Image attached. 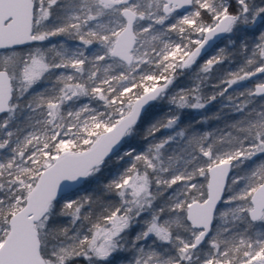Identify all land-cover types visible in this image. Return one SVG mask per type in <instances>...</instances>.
Wrapping results in <instances>:
<instances>
[{
  "label": "snow or ice",
  "instance_id": "6c2138e0",
  "mask_svg": "<svg viewBox=\"0 0 264 264\" xmlns=\"http://www.w3.org/2000/svg\"><path fill=\"white\" fill-rule=\"evenodd\" d=\"M0 264H264V0H0Z\"/></svg>",
  "mask_w": 264,
  "mask_h": 264
},
{
  "label": "trees",
  "instance_id": "16d2710c",
  "mask_svg": "<svg viewBox=\"0 0 264 264\" xmlns=\"http://www.w3.org/2000/svg\"><path fill=\"white\" fill-rule=\"evenodd\" d=\"M61 37H56L53 38V41H61ZM221 47L224 45L221 44ZM207 57H204L206 59ZM236 62H232L231 64L226 63L224 65V68H229V67H235ZM260 77H253L251 81H246L244 84H246L248 87H253L254 83L253 82H258ZM184 84H187L188 81L184 80ZM235 93L238 94L239 91H243L244 88L242 86H234ZM206 91H211V88L206 89ZM229 93H233V89L229 90ZM205 114L207 117H209L207 120L204 119ZM216 115H219L221 119L217 120L214 117ZM183 119L185 120L186 123L191 122L195 127H197L198 130L201 131H219L223 128H226L228 124L233 122V114L231 112V109L226 106V104L220 100L215 102L212 106H210L207 110H205V113L201 112H188L186 111L184 114ZM197 120H204L203 124H196Z\"/></svg>",
  "mask_w": 264,
  "mask_h": 264
},
{
  "label": "rangeland",
  "instance_id": "374dc122",
  "mask_svg": "<svg viewBox=\"0 0 264 264\" xmlns=\"http://www.w3.org/2000/svg\"><path fill=\"white\" fill-rule=\"evenodd\" d=\"M218 50V49H217Z\"/></svg>",
  "mask_w": 264,
  "mask_h": 264
}]
</instances>
